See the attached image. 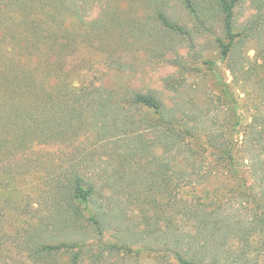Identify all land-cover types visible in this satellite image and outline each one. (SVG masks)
Returning a JSON list of instances; mask_svg holds the SVG:
<instances>
[{"label": "rangeland", "instance_id": "obj_1", "mask_svg": "<svg viewBox=\"0 0 264 264\" xmlns=\"http://www.w3.org/2000/svg\"><path fill=\"white\" fill-rule=\"evenodd\" d=\"M86 3L88 17L84 20L104 18L109 30L95 35L90 43L81 37V26L76 23L78 32H81L78 49L72 54L60 53L55 62H51L50 56V64H54L51 75L47 72L44 76L47 94L40 106V120L47 128L57 121H64V118L67 120L77 106L79 109L75 110L82 113L88 124L81 128L76 121L74 133L48 138L43 144H30L16 153L13 151L14 142H10L11 134L2 132L3 140H10L0 145V211L7 215L3 220L0 218V241L4 243L0 246V264H69L74 253L80 256L79 264H179L174 252L176 239L181 241L178 249L183 254L190 256L186 253L192 252L195 255L196 251L193 260L206 263L211 258L209 251L215 248L213 240L204 248V238L201 244L193 238L195 221H187L183 216L177 217L173 224L174 212L170 207L164 205L163 209L156 210L151 206L154 188H150V181L157 169L155 164L147 162L146 157L138 172L134 162H122L124 155L138 145L148 148L150 159L151 153L159 157L165 155L171 160L174 156L181 169L194 162L197 167L204 165L202 169L197 168L200 173L192 178L198 181L203 177L206 182L204 191H212L215 187L223 189L222 194L228 198L227 201L222 198L223 205L226 203V219L235 221L236 215L244 212L250 217L251 210L244 207V198L229 193L235 186V179L229 172L214 169L208 175V166L212 165L205 158V151L193 159L185 156L186 147L182 153L177 148L167 151L161 129L153 127L157 115L149 111L144 115L146 108L129 106L125 101L133 91L152 92L168 115L184 113L199 124L202 133L196 144L205 150L207 138L203 133L207 130H223L227 138L231 132L243 134L249 130V122L254 116L264 115V86L257 85L264 81V68L259 75H251L252 79H259L257 82L251 80L248 83L240 76L236 78L230 65L235 59L238 65L243 62L250 66L256 49H260L261 43L264 45V34L239 41L230 57L223 58L216 41L217 36L223 35L217 17L211 23L213 33L202 31L185 9L173 2L170 13L188 28V33L182 34L163 27L154 18L151 8L140 0H95L94 3L87 0ZM235 14L236 31H239L252 16L259 14L264 18V7H256L253 0H242ZM72 25L66 24L68 27ZM112 51L116 54L110 58L108 53ZM259 53L258 64L264 66V54ZM43 56L45 63L49 64V54ZM62 63L64 66L61 67ZM220 79L227 84L226 87ZM68 81L70 88L66 92L70 95L64 99L58 91ZM81 86L93 90L89 98L80 97L81 102L76 103V90ZM97 87L112 92V95L95 92ZM225 88L231 93L227 95ZM9 100L7 90H1V111H7ZM238 107L244 117L241 125L236 124ZM132 121L135 123L124 134L125 123ZM236 142V157L242 165L240 178L246 179L248 184H257L258 179L248 167L257 150L253 154L246 152L242 135L236 138ZM73 157L80 160L83 172L95 180L100 192L103 185L102 195L96 198L98 204H104L100 227L91 224L88 215L81 221L68 224L69 219L60 214L65 199L53 183L62 176L59 174ZM15 164L24 167L22 175L18 174L16 179L9 176L8 170ZM118 167H124V171L118 172ZM183 191L188 196L194 192L189 186ZM201 191L196 189L194 194L199 195ZM1 202H5V209ZM64 217L66 222L62 224ZM175 224L178 228H173ZM220 231L218 235L225 234V229ZM32 237L42 243L64 242L74 247L48 259H30V251H26L24 245ZM234 238L237 240V235ZM34 240L36 238L31 242ZM228 261L231 260L222 259L223 263ZM238 263L244 264L243 261Z\"/></svg>", "mask_w": 264, "mask_h": 264}, {"label": "trees", "instance_id": "obj_2", "mask_svg": "<svg viewBox=\"0 0 264 264\" xmlns=\"http://www.w3.org/2000/svg\"><path fill=\"white\" fill-rule=\"evenodd\" d=\"M91 1L92 3L95 2V0ZM141 1L146 4L148 9L151 8L154 18L163 27L182 34L188 33V28L180 24L170 13L169 10L173 2L180 4L191 16L197 28L202 31L213 33V24L211 23L217 17L223 35L217 36L216 41L223 58L230 57L239 41L264 34V18L259 14L252 16L243 24L241 30L236 31L235 11L242 0ZM86 2L87 0H0V91L7 90L10 99L7 111L0 110V145L3 142L6 144L10 140H3L1 135L2 132L8 131L7 133L12 136L10 142L13 141L15 145L14 153L30 144H43L48 138L55 139L74 133L76 121H78L77 125L82 126L81 128L88 124L82 113L75 110L79 109L77 106L68 115L67 120L64 118V121H57L47 128L43 126V121L40 120V106H42L41 104L47 94L44 84L46 77L44 76L47 72L51 75V67L54 63H50L58 60L56 57L60 53L72 54L78 49L81 40H79L78 35L81 32H78L80 30L76 23L81 26V37L91 41L90 43L93 42L95 35H101L109 30L107 24L104 23V18L84 20L88 17ZM253 4L258 8H263L264 0H253ZM68 23L73 24L72 27L66 26ZM259 52L264 54L262 43L260 49H256L255 59L250 66L243 64V62L238 65L234 59L230 65L232 74L236 78L242 77V80L248 83L251 80L257 82L259 79H252L251 75L253 74L254 77L259 75L258 73L264 68L263 64H258ZM44 53L45 57L47 53L49 54L48 59L46 58L49 64L45 63ZM108 54L110 58H113L116 51ZM50 56L53 60L51 62ZM109 57L107 55L106 58ZM206 63L210 62L206 61ZM220 81L224 87L227 86L223 79ZM261 84L264 86V81L257 83V85ZM69 88L70 83L68 81L59 88L58 94L60 93L65 99V96L70 95L69 92H66ZM92 90L93 88L89 91L83 86L77 87L76 94L79 99L78 97L75 99V101L77 100L76 103L81 102L80 97L89 98ZM97 91L102 95H112V92L103 90L102 87L100 89L95 88V92ZM224 91L227 95L231 93L228 88H225ZM129 95L125 101L126 104L146 108L147 113L145 112L144 115H148V111L157 115L153 121V127L159 131L161 129L162 137H165L168 146L167 151L171 148H177L182 153L184 152L183 147H186L188 152L185 149L187 154L183 153V155L188 156V159L198 158L201 152L205 151V158L211 161L210 164L213 168L208 166L210 170L208 175L210 176L214 169L229 172L230 176L236 180H234V190L232 189L229 193L235 197L244 198L242 201L245 204L244 207L251 210L250 217L244 212L239 216L236 215L235 221L232 218L231 221L226 219L224 215L226 203L224 205L222 203L223 189L215 187L212 191H204L203 189L206 187L203 188V186L206 182H204L203 177L198 181H194L192 178V175L200 173L197 168L202 169L204 165L197 167L196 162H194L189 164L187 168L181 169L177 166L174 156L171 160L167 159L165 155L159 157L155 153H151L150 159L148 148H140L135 145L131 152L129 151L124 155L125 160L122 162L126 161L129 164L134 162L138 172L141 171V163L146 157L147 162L153 161L155 164L157 169L150 181L152 185L150 188H154L152 189L154 199L150 201L151 206L155 207L156 210L163 209L164 205L170 207L174 212L173 224L177 217L183 216L187 221H195L196 224H193L195 225V236L193 238L199 244L203 242L202 238H204V248L207 247L211 239L213 240L215 248L209 251L211 258L208 262L202 263L193 260L196 251L195 255L192 252L186 253L190 256L183 254L182 250L178 249L181 241L176 239L174 252L179 264H228V262L240 264L238 262L241 261L244 264H264V155L263 158L261 156L264 153V115L254 116L249 122V130L243 134L234 135L231 132L230 137L227 138L226 132L223 130L216 132L210 129L205 131L203 133V136L207 138V150H205L196 144V140L202 132H200L199 124L195 120L184 113L180 116L173 113L168 115L162 102L152 92L133 91ZM238 109L239 107L237 108L236 124L241 125L244 117ZM129 123L124 125V134H127V129L135 122ZM240 135L243 136L246 152L253 154L257 150L256 154H253L252 164L248 165L253 177L258 179L257 184H248L246 179L240 178L242 165L236 157L238 144L236 138ZM207 151L209 152L207 153ZM80 165V160L77 157L70 158L69 165L59 174L62 176L53 183V187L65 199L64 203L61 204L62 211L60 214H64L69 219L68 224L71 221H81L88 215V221L100 227L104 219V204H98L96 198H99L100 194L102 195L103 185L100 187V192L98 184L94 179L86 176ZM23 168V166L16 164L11 166L8 169L9 176L16 179L18 174L21 173L22 175ZM121 171H124V167H118V172ZM119 175L120 173H118V177H120ZM187 186L191 188V191L195 192L196 189L202 191L199 195L194 194V192L188 193L190 195L188 196L183 191L184 187ZM133 188L138 189L136 186ZM223 199L228 200L226 195ZM1 203L4 205L2 208L5 209V202ZM6 216V212L0 211L2 220ZM240 217L244 218L241 219ZM159 221L156 222L159 223ZM65 222L66 218L64 217L61 223L65 224ZM174 227L176 228L177 225L175 224ZM220 229H225V234L218 235L217 233L221 232ZM234 235H237V240ZM35 238L36 240L32 243L31 240ZM3 244L0 241L1 247ZM73 247V245L64 242L59 244L42 243L37 237L30 238L24 245L26 251H30L28 257L37 260L48 259L49 256L53 257L61 251ZM222 254L225 255L222 256ZM224 257L231 261L223 263ZM79 259V254L74 253L69 264H79Z\"/></svg>", "mask_w": 264, "mask_h": 264}]
</instances>
